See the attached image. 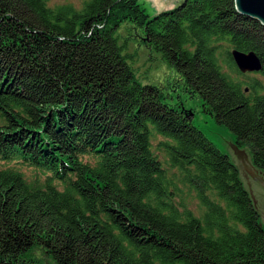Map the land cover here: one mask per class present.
Instances as JSON below:
<instances>
[{"label": "trees", "instance_id": "trees-1", "mask_svg": "<svg viewBox=\"0 0 264 264\" xmlns=\"http://www.w3.org/2000/svg\"><path fill=\"white\" fill-rule=\"evenodd\" d=\"M48 1L0 0V160L46 175L33 183L0 168V264H43L36 248L54 264H264L237 166L189 113L136 81L116 37L122 24L142 31L264 174V81L230 76L242 74L236 48L258 54L262 70L247 74L264 78V25L234 0H182L153 16L140 0ZM152 130L200 217L171 202Z\"/></svg>", "mask_w": 264, "mask_h": 264}, {"label": "rangeland", "instance_id": "rangeland-1", "mask_svg": "<svg viewBox=\"0 0 264 264\" xmlns=\"http://www.w3.org/2000/svg\"><path fill=\"white\" fill-rule=\"evenodd\" d=\"M85 1L86 0H49L47 5L49 7H55L57 5L68 4L74 6L76 9H81ZM140 2L145 8L146 13L150 16L163 11L165 8L164 4L159 7L154 0H140ZM178 4L179 3L167 5L164 10L171 9ZM141 35L142 31L128 24H122L116 33L119 44H122L123 42L121 41L124 39L127 42L123 52L126 54L129 53L131 57L128 61H130L129 65L134 73L136 81L140 84L158 87L164 96L163 102L177 107L180 111L184 110L186 113H189V115L193 113V115L190 116L192 117V124L203 133L216 149L222 154L227 155L229 160L237 166L240 179L253 199V203L259 213L261 225L264 228V188L242 167L237 155L234 153V149L227 142L236 146L238 151L244 150L247 161L251 164L252 159L250 150L247 148L241 149L237 146L232 132L224 125L217 123L214 115L209 113L208 108L204 107L196 94L190 93L188 89H185L183 79L179 73L163 60L159 53L150 48L146 42L141 39ZM230 76L237 80L257 78L264 81V78L260 74H237L231 72ZM151 133V151L161 162L167 177L176 185V189L170 187L172 190L171 202L180 212L190 210L195 216L200 217L203 209L200 207L194 191L183 181V176L180 174V171L171 167L163 146L159 145L165 138L157 134L154 130H152ZM6 166L18 168L23 173L24 178L29 182H42L45 178L40 171L21 161H0V167ZM261 176L264 181V174ZM31 257L39 259L43 264H54V262L38 248L32 250Z\"/></svg>", "mask_w": 264, "mask_h": 264}, {"label": "water", "instance_id": "water-1", "mask_svg": "<svg viewBox=\"0 0 264 264\" xmlns=\"http://www.w3.org/2000/svg\"><path fill=\"white\" fill-rule=\"evenodd\" d=\"M159 4L174 5L180 3L182 0H158ZM235 8L239 14L254 18L264 25V0H234ZM164 8V9H165ZM163 9V10H164ZM232 60L242 74L246 73H259L263 68L261 58L254 51H241L236 48L230 50ZM248 91V88H245ZM192 116L193 113H190ZM237 155L242 167L250 174V176L264 188V181L262 180V173L254 169L253 164L248 163L244 154V150L238 151L236 146L227 142Z\"/></svg>", "mask_w": 264, "mask_h": 264}, {"label": "bare ground", "instance_id": "bare-ground-1", "mask_svg": "<svg viewBox=\"0 0 264 264\" xmlns=\"http://www.w3.org/2000/svg\"><path fill=\"white\" fill-rule=\"evenodd\" d=\"M154 2H156V4L160 7V6H163V4H159V1L158 0H154Z\"/></svg>", "mask_w": 264, "mask_h": 264}, {"label": "flooded vegetation", "instance_id": "flooded-vegetation-1", "mask_svg": "<svg viewBox=\"0 0 264 264\" xmlns=\"http://www.w3.org/2000/svg\"><path fill=\"white\" fill-rule=\"evenodd\" d=\"M182 111H184V110H182ZM185 112V111H184Z\"/></svg>", "mask_w": 264, "mask_h": 264}]
</instances>
